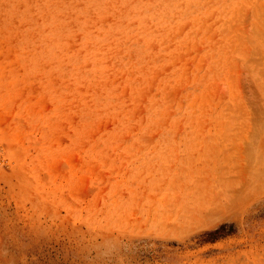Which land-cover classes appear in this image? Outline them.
<instances>
[{"label": "rangeland", "instance_id": "obj_1", "mask_svg": "<svg viewBox=\"0 0 264 264\" xmlns=\"http://www.w3.org/2000/svg\"><path fill=\"white\" fill-rule=\"evenodd\" d=\"M0 264H264V0H0Z\"/></svg>", "mask_w": 264, "mask_h": 264}, {"label": "trees", "instance_id": "obj_2", "mask_svg": "<svg viewBox=\"0 0 264 264\" xmlns=\"http://www.w3.org/2000/svg\"><path fill=\"white\" fill-rule=\"evenodd\" d=\"M222 227V226H221ZM221 227H218L219 229H221ZM219 229H217V230H219ZM217 230H213V233H215Z\"/></svg>", "mask_w": 264, "mask_h": 264}]
</instances>
